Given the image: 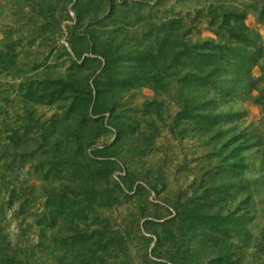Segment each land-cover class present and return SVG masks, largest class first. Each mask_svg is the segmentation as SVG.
<instances>
[{"label":"trees","instance_id":"obj_1","mask_svg":"<svg viewBox=\"0 0 264 264\" xmlns=\"http://www.w3.org/2000/svg\"><path fill=\"white\" fill-rule=\"evenodd\" d=\"M153 1L0 0L12 19L0 41V264H132L134 241L142 264H264V0L163 16ZM201 22L212 37L193 40ZM137 89L153 96L140 109L124 102ZM157 125L201 148L169 207L148 199L157 182L125 169L149 155ZM26 167L33 182L20 180ZM134 199L139 214L122 222Z\"/></svg>","mask_w":264,"mask_h":264},{"label":"rangeland","instance_id":"obj_2","mask_svg":"<svg viewBox=\"0 0 264 264\" xmlns=\"http://www.w3.org/2000/svg\"><path fill=\"white\" fill-rule=\"evenodd\" d=\"M11 0H2V3L9 4L10 5ZM151 4H153V0H147ZM159 5L157 8L153 7V10L155 12H158V15L163 16L164 11L166 9H172L174 8L176 12H180L181 14H185L186 12H192L195 8H202L205 2L204 0H201L200 3L194 4L193 2L190 3H183L178 0H157ZM230 4H233L235 6H241L243 3H251L252 0H229ZM13 4V1H12ZM72 4L68 6V10H71ZM71 17L75 19V14L71 10ZM11 11H5L4 14L2 13L0 17V41L3 39L2 31L5 29L6 25L11 22ZM73 21L67 20L63 22L62 26L64 28L65 35L61 37L58 41V44L56 46H62L63 44H66L67 40V26L73 25ZM250 23L253 27L259 26L258 23H256V20L253 18ZM28 27V26H27ZM25 35L28 36V31L25 32ZM212 37V34L207 29L205 22H201L197 27L196 30L192 33L191 38L194 40L196 39H204ZM26 42H28V39H25V42L23 43L24 46H26ZM48 46L51 44L47 43ZM46 47V46H44ZM42 47V49H45ZM152 93L149 92L148 89H137L132 92H130L128 95H126L124 102H126L130 107L135 109H140L141 105L147 98H151ZM167 113L165 114V122L166 124L171 121V117L174 116V114L177 111V108L172 104L169 106ZM246 111L248 112L249 120H256L258 117V110L255 108H251L248 105L243 106ZM38 113L43 116H49L52 113V109H48L46 107H38L37 108ZM160 128V133L157 137V139L154 142V145L151 148V151L149 155L145 158L140 159L139 157H136L134 163H131L129 157H124V160L126 162L125 169L129 172L134 174L135 179L137 180V183H142L143 180H150L151 182H157L159 184V192H160V198L156 197L155 194H150L148 196L149 201L152 202H159L162 206L169 207L168 204H170L171 201L176 197L177 192L180 189H185L187 185L190 183L191 180H193V173L192 169L194 168V160L196 156L201 153V148H199L198 143L196 141L192 140H184L183 142H178L174 140L166 130L165 127H161L160 125H157ZM126 153H124L123 156H125ZM187 166V169H185L184 166ZM120 174H117L119 176ZM24 179L29 180L31 182L34 180V178L30 174H28V167H26L22 171V175L20 176V180L23 181ZM33 182V181H32ZM162 201H160V200ZM142 200V199H141ZM140 200V201H141ZM139 199H134V201L129 205H123L120 206L118 209V212L115 213L119 217V219L122 220H128L133 216L132 211H136V215L138 213V205L140 203ZM164 201L168 202L167 204H164ZM40 204V203H39ZM5 208V215L3 216V226L5 228V232L9 234L10 240L15 243L18 239V223L20 222L16 218L13 217V210L8 209L6 206ZM153 207L146 208V214L149 216L153 213ZM173 210V209H172ZM150 213V214H149ZM161 214H165L166 212L164 209H160ZM138 220V218H137ZM120 221V220H119ZM123 222V221H122ZM135 226L138 228L139 226H142V223L138 226V221H135ZM142 222V221H141ZM261 226H264V220L260 222ZM35 243V237L32 236L31 239ZM144 245L141 244L139 241H134V245H132V257L131 261L132 264H142L144 263V254L146 253V249H144Z\"/></svg>","mask_w":264,"mask_h":264}]
</instances>
